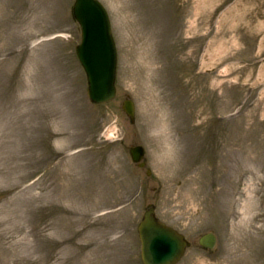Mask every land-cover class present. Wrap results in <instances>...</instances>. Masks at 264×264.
Returning a JSON list of instances; mask_svg holds the SVG:
<instances>
[{
    "label": "rangeland",
    "instance_id": "obj_1",
    "mask_svg": "<svg viewBox=\"0 0 264 264\" xmlns=\"http://www.w3.org/2000/svg\"><path fill=\"white\" fill-rule=\"evenodd\" d=\"M101 1L117 95L91 105L74 0H0V264H142L150 204L192 242L179 264H264V0Z\"/></svg>",
    "mask_w": 264,
    "mask_h": 264
},
{
    "label": "water",
    "instance_id": "obj_2",
    "mask_svg": "<svg viewBox=\"0 0 264 264\" xmlns=\"http://www.w3.org/2000/svg\"><path fill=\"white\" fill-rule=\"evenodd\" d=\"M76 13L78 19L85 30V40L78 53L81 56L82 62L86 67L93 85V93L103 98L110 96V90L107 89V78L109 73H112L113 60L112 50L108 48L109 44V30L107 20L104 19L102 8L95 2L89 0H80L76 6ZM99 66L98 70L96 69ZM99 75V79L96 78ZM104 88V89H103ZM131 112V108H130ZM152 225H159L155 223L150 217L141 226V239L144 245V257L146 264H163L166 260V264H171V258L168 254L161 255L159 240L163 239V236H158L159 228Z\"/></svg>",
    "mask_w": 264,
    "mask_h": 264
},
{
    "label": "bare ground",
    "instance_id": "obj_3",
    "mask_svg": "<svg viewBox=\"0 0 264 264\" xmlns=\"http://www.w3.org/2000/svg\"><path fill=\"white\" fill-rule=\"evenodd\" d=\"M0 120H1V117H0ZM10 129V130H12V125L10 124V122L8 121V122H6V127H5V129L3 130V132H2V134L0 135V145H3V146H5L6 147V145L8 146V145H10L11 143H12V141H11V136L9 137L8 136V134L6 133V131H7V129ZM13 132L15 131V130H12ZM4 133V134H3ZM2 148H0V150H1ZM5 154V152L3 151L2 153H1V157H0V161L1 162H3L4 161V164H6V163H9V156L7 157V156H5L4 155ZM3 156H5L6 158L4 159V157ZM2 157H3V160H2ZM19 159H21V158H19ZM26 166V164H24V165H20V164H17L14 168L15 169H17V168H21L22 170H23V168ZM3 168L4 167H2L1 169H0V172L3 170ZM11 169H13V168H11ZM11 169L9 170V172L11 171ZM13 171V170H12ZM24 176V175H23ZM23 176H21L22 178H23ZM31 250V251H30ZM34 252V246H31L30 247V249H29V254L30 253H33ZM34 258V257H33Z\"/></svg>",
    "mask_w": 264,
    "mask_h": 264
}]
</instances>
